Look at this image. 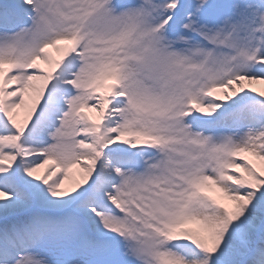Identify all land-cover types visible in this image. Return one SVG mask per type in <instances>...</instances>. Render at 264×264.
I'll use <instances>...</instances> for the list:
<instances>
[{
	"label": "snow or ice",
	"instance_id": "snow-or-ice-1",
	"mask_svg": "<svg viewBox=\"0 0 264 264\" xmlns=\"http://www.w3.org/2000/svg\"><path fill=\"white\" fill-rule=\"evenodd\" d=\"M0 264H264V0H0Z\"/></svg>",
	"mask_w": 264,
	"mask_h": 264
},
{
	"label": "bare ground",
	"instance_id": "bare-ground-1",
	"mask_svg": "<svg viewBox=\"0 0 264 264\" xmlns=\"http://www.w3.org/2000/svg\"><path fill=\"white\" fill-rule=\"evenodd\" d=\"M42 171V170H41Z\"/></svg>",
	"mask_w": 264,
	"mask_h": 264
},
{
	"label": "rangeland",
	"instance_id": "rangeland-1",
	"mask_svg": "<svg viewBox=\"0 0 264 264\" xmlns=\"http://www.w3.org/2000/svg\"><path fill=\"white\" fill-rule=\"evenodd\" d=\"M43 171V170H42Z\"/></svg>",
	"mask_w": 264,
	"mask_h": 264
}]
</instances>
